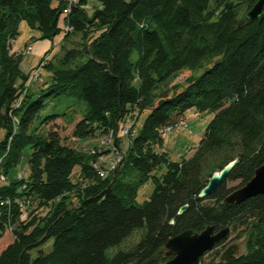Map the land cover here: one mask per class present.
<instances>
[{
  "label": "trees",
  "instance_id": "obj_1",
  "mask_svg": "<svg viewBox=\"0 0 264 264\" xmlns=\"http://www.w3.org/2000/svg\"><path fill=\"white\" fill-rule=\"evenodd\" d=\"M225 1L0 0V239L13 235L0 264H164L171 237L208 225L245 238L246 252L220 262L227 238L199 264H264V195L223 202L264 163V7L240 24L257 1L246 0L208 24ZM22 22L51 43L64 33L41 61L42 83L31 82L14 49ZM44 97L84 102L72 120L75 139L146 116L117 168L101 174L96 155L68 145L57 128L39 132L65 115L42 116ZM190 109L214 117L194 153L173 161L161 150V129ZM26 150L29 173L8 179ZM236 158L217 192L201 199L211 175ZM148 181L154 189L138 203Z\"/></svg>",
  "mask_w": 264,
  "mask_h": 264
},
{
  "label": "rangeland",
  "instance_id": "obj_2",
  "mask_svg": "<svg viewBox=\"0 0 264 264\" xmlns=\"http://www.w3.org/2000/svg\"><path fill=\"white\" fill-rule=\"evenodd\" d=\"M63 22H61V26ZM22 27L20 29V32H22ZM61 40L62 36L59 35L58 37L55 38L52 44L48 40H44V49L46 50L45 53H42L43 55L41 56L40 60L37 61L38 59L32 58V50H30L28 53L24 54V57H26L25 61L23 62L22 67H30L34 64H37L36 67L33 69L29 70L27 72L31 76L35 73H37V79L41 78L37 82L42 83L44 80V69H42L40 66L42 59L46 58L47 52L51 50V47L53 50L50 52L51 55L49 54L47 56L51 57L53 54H55L61 45ZM31 46L28 44H24L22 48L19 50L21 53H24L23 51L28 47ZM35 52V51H34ZM36 53V52H35ZM46 54V55H45ZM138 57V54L136 51L133 52L132 54V59L135 61ZM37 62V63H36ZM42 69V71H40ZM188 74V72L185 73V75ZM30 76V78H31ZM184 74H182L177 81H183L184 79ZM31 78V82H32ZM33 84V83H32ZM44 100L46 101L44 110L42 111V116H47L51 114H63L62 117L56 119L54 122L51 124H48V126L41 125L38 130L42 134H47L50 128H57L59 130V133L61 134V137L64 139V141L74 147L76 150L79 152H82L84 154H88L89 152H92V149L96 146H104L108 147V149H113L112 151L109 150V154L106 156V161L103 163L104 169H108L111 167L110 164V158L112 159H117L121 153L124 156V153L128 150L131 144L128 143V139L123 137V138H117L113 141V144L108 145L102 140L105 139L106 135H95V136H89L87 138L83 139H75L73 137V128L74 125L72 120H75L78 118H82V116L85 113V104L83 101L75 99V98H64V97H44ZM146 114L143 115L140 119H138V122L135 123L136 129L135 131L137 132L140 126V123L143 121L145 118ZM214 114L210 112H205V113H199L195 109H190L185 113V118H184V124L177 126L173 131L164 134V140H163V151L167 154V156L173 160L177 161L180 160L183 157H190L196 147L199 144L200 139L202 138L205 129L209 122L213 119ZM72 122V123H71ZM117 144V145H116ZM116 145V146H114ZM120 152V153H119ZM124 158V157H123ZM28 159H29V150H26L23 154L22 161L18 166L10 170V173L8 175V179L11 180H16L17 174L21 173L24 176H27L29 173L28 171ZM123 160V159H122ZM117 168V167H116ZM115 168V169H116ZM114 170V169H113ZM111 171V170H110ZM166 171L165 165H162V167L158 170H156V174L160 176L162 173ZM240 184V181H231L228 183V187H236ZM154 189V184L151 181H148L147 183L144 184L143 187H141L139 193H138V198L137 201L138 203H142L145 199H148ZM139 232H137L133 237H131L129 240H127L125 243L127 246L131 245L134 243L138 238H139ZM235 234H230V237L228 240L222 245L219 246L217 249L220 251V254L229 246L232 244H236L240 247V254H244L246 252V239L241 238V239H235L234 238ZM13 241V235L11 232L7 231L4 236L0 239V253L3 249H5L11 242ZM212 253H208L204 257V261H209L212 258H215V252L214 250L211 251ZM220 256V255H219Z\"/></svg>",
  "mask_w": 264,
  "mask_h": 264
},
{
  "label": "water",
  "instance_id": "obj_3",
  "mask_svg": "<svg viewBox=\"0 0 264 264\" xmlns=\"http://www.w3.org/2000/svg\"><path fill=\"white\" fill-rule=\"evenodd\" d=\"M245 1L226 0L207 23H218L225 14ZM263 7L264 0H257L251 9L246 12L240 24L258 18L263 11ZM240 161V158H236L226 164L220 171L214 172L200 191L199 197L204 199L215 194ZM258 195H264V163L255 170L253 177L247 183L230 192L223 202L225 204L241 203ZM187 207L188 205L182 206L178 213L181 214ZM229 233V227L217 230L214 225H208L200 232L185 230L171 237L165 244L166 256H170V258L164 264H199L201 257L212 251L219 242L226 240ZM240 255V247L232 244L221 253L219 260L224 262Z\"/></svg>",
  "mask_w": 264,
  "mask_h": 264
},
{
  "label": "built area",
  "instance_id": "obj_4",
  "mask_svg": "<svg viewBox=\"0 0 264 264\" xmlns=\"http://www.w3.org/2000/svg\"><path fill=\"white\" fill-rule=\"evenodd\" d=\"M73 1H75V0H70V3H72ZM63 13L64 14L68 13V9H64ZM60 35L63 37L64 33H61ZM30 50H32V46H28L23 51L24 52L23 54L28 53ZM49 54L51 55V53H49ZM47 56H46L45 60H49L51 58V57L47 58ZM37 76H38L37 73L33 74L31 76L32 80L33 81L37 80ZM135 123H136V117L135 116H132V115L127 116L126 119H124L123 121H121L118 124L117 129L111 130L106 135L105 139L102 140V142H104V143H106L108 145H111V144H113V141L115 139L120 138V137L121 138L125 137V138L128 139V143L131 144L132 143V137L136 133V131H135V129H136ZM183 124H184V122L182 121V122H180L178 124H175V125L165 126V127H163L161 129V132L163 134H167V133L173 131L177 126L183 125ZM114 146H116V145H114ZM102 147H104V146H99L96 149L93 148L91 153H93V155H96V158L94 160H92L93 167L96 168L97 170H99V172L101 174H104L107 171L115 169L117 167L118 163L123 159L124 156L121 153V155H119L117 157V159L110 158L109 160H110L111 167L106 170V169H104L103 163L106 161L105 158L110 152L108 154H104L102 152ZM106 148H108V147H106ZM110 150L112 151L113 149L111 148Z\"/></svg>",
  "mask_w": 264,
  "mask_h": 264
},
{
  "label": "crops",
  "instance_id": "obj_5",
  "mask_svg": "<svg viewBox=\"0 0 264 264\" xmlns=\"http://www.w3.org/2000/svg\"><path fill=\"white\" fill-rule=\"evenodd\" d=\"M21 27L23 30H22V32H20V36L18 37V39L15 42L14 49L20 50L24 44L26 45L29 43V45L32 46V52H31L32 58L38 59L37 61H39L41 56L43 55L42 53H45V51H46L44 49V46H45V44L43 42L44 40H40L39 39L40 33L35 31V30H31L25 22H22L20 29H21ZM50 44H52V43H50ZM26 57L23 58L22 65H23V62L25 61ZM37 64H34L30 67H25V68L22 67V69L25 72H29V70L36 67ZM161 150H163V148H161Z\"/></svg>",
  "mask_w": 264,
  "mask_h": 264
}]
</instances>
